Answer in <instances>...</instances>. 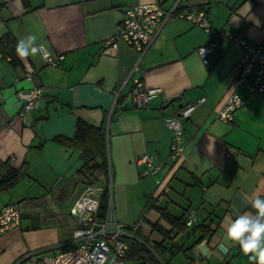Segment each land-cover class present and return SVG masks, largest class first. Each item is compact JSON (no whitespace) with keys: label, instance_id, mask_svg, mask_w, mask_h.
Wrapping results in <instances>:
<instances>
[{"label":"crops","instance_id":"1","mask_svg":"<svg viewBox=\"0 0 264 264\" xmlns=\"http://www.w3.org/2000/svg\"><path fill=\"white\" fill-rule=\"evenodd\" d=\"M151 3L164 11L174 7L175 15L203 12L215 35L173 16L142 58L123 43L111 48L109 40L124 10ZM225 31L249 47L259 45L264 40V0H0V38L9 34L17 42L34 34L50 58L58 60L51 65L41 54L25 61L16 56L17 64L12 65L10 57L0 56V180L9 168L25 171L10 189L0 191V209L17 203L21 211L19 227L0 235V264H14L36 252L37 234H60L69 218L75 220L69 211L88 188L77 181L81 151L52 139L71 138L77 119L105 127L118 205L128 199L140 200L144 209L150 204L146 213L155 215V223L146 216L141 220L158 234L153 227L161 221L157 209L172 217L189 212L195 216V226L182 233L185 244L166 246L164 241L160 252L172 257L175 245L188 254V264H250L238 246L225 254L222 245L225 218L233 207L249 211L244 196L264 197V94H250L242 87L238 94L244 105L229 122L216 118L233 92L232 67L243 53L222 39ZM212 41L217 47L204 66L196 49ZM26 72L31 73L30 80ZM135 79L162 91L142 109L134 108L127 96ZM33 87L41 88L42 96L19 119L22 101L17 93ZM171 98L178 99L167 105ZM201 99L183 122L184 158L171 164L172 134L163 120ZM143 154L164 164L148 183L140 181L135 165ZM130 217L131 212L122 208L117 222L129 227L134 220ZM74 225L71 236L77 220ZM165 225L167 229L160 226L169 232ZM199 225L209 227L210 235L197 242L200 234L192 231ZM132 235L130 244L136 241ZM173 237L174 232L165 240ZM125 264L140 263L125 258Z\"/></svg>","mask_w":264,"mask_h":264},{"label":"built area","instance_id":"2","mask_svg":"<svg viewBox=\"0 0 264 264\" xmlns=\"http://www.w3.org/2000/svg\"><path fill=\"white\" fill-rule=\"evenodd\" d=\"M173 16L188 20L206 34L215 35L203 12L196 15H175L174 7L164 11L157 3L140 4L124 10L122 20L111 36L109 45L116 49L119 43H123L134 50L139 58H142L153 44L164 23ZM222 39L226 43L238 45L243 51L240 59L232 67L233 92L216 113L218 120L229 122L234 111L245 103L238 94L239 89L244 87L250 94H264V40L255 47H249L239 36L227 31L222 33ZM216 47L217 43L212 41L196 49L204 66L209 65ZM42 58L51 65H56L58 61L51 59L49 55L47 58L42 55ZM25 78L30 80L31 73L26 72ZM161 93L160 88L146 87L140 80L135 79L127 96L134 108L142 109ZM41 96L42 89L38 87L18 92L17 97L22 101L18 118L23 119L25 113L35 107ZM201 101L202 99L195 104H187L180 108L174 116L163 120V125L172 134L168 157L171 164L184 158L183 122L190 117L196 105ZM135 165L140 169L142 178L156 175L164 166L163 162L156 163L151 154H143L136 158ZM110 186L109 170V194L104 212L99 208L102 187H88L75 200L69 214L78 221L79 226L73 230L68 244L49 255H43L39 251L28 252L14 264H125L130 240L133 239L132 234L139 228L142 220L131 227L119 224L115 220L110 202ZM99 212L101 216H97ZM20 221L21 211L17 203L2 207L0 209V235L19 227ZM195 224L196 218L193 213H186L185 226L191 228Z\"/></svg>","mask_w":264,"mask_h":264},{"label":"trees","instance_id":"3","mask_svg":"<svg viewBox=\"0 0 264 264\" xmlns=\"http://www.w3.org/2000/svg\"><path fill=\"white\" fill-rule=\"evenodd\" d=\"M16 43L17 42L15 39L9 34L0 38L1 59L10 57L9 63L12 65L17 64V55L15 52ZM104 133L105 127L103 124L99 127H94L81 119H77L73 136L71 138L55 136L52 139L53 142L64 145L65 147L73 146L80 149V160L82 161V165L77 170V181L84 187H89L94 184L101 185L102 193L100 195L99 208L102 210V212H104L106 209L109 194L107 142ZM24 175L25 171L21 169L15 170L9 168L0 180V191L10 189ZM248 210L253 211L250 207H248ZM157 212L159 219L170 226V231L167 232L159 224L153 225V227L164 239L162 242L154 245L156 250H160L162 248L163 242L168 238L170 233L174 232V237L172 239H175L176 236L186 232V214L183 213L178 217H172L165 209H157ZM137 231L138 230H135L134 234H136ZM195 231H198L200 234L197 242L210 235V228L203 227L202 225L196 226L192 232ZM173 246L176 249V253H178L181 249L180 246ZM126 259L137 261V263L140 264L157 263L146 246L143 243L137 241L131 242L130 249L126 254Z\"/></svg>","mask_w":264,"mask_h":264},{"label":"clouds","instance_id":"4","mask_svg":"<svg viewBox=\"0 0 264 264\" xmlns=\"http://www.w3.org/2000/svg\"><path fill=\"white\" fill-rule=\"evenodd\" d=\"M38 37L29 34L20 38L15 46V52L21 61L28 57L42 54L45 58L49 52L43 44L37 42ZM245 206L253 211L233 207L231 214L225 218L224 244L225 254L232 248H239L240 252L248 258L250 264H264V197L256 195L249 199L243 197Z\"/></svg>","mask_w":264,"mask_h":264},{"label":"rangeland","instance_id":"5","mask_svg":"<svg viewBox=\"0 0 264 264\" xmlns=\"http://www.w3.org/2000/svg\"><path fill=\"white\" fill-rule=\"evenodd\" d=\"M153 177H144L141 178L140 181L143 182H149L152 180ZM115 192L116 188H114L112 185L110 186V202L113 210V214L115 217V220H117V213L119 212L120 209L123 208V211L128 213L129 211L131 212V219H134L133 222H129L128 225L129 227L133 226L134 224L138 223L141 219H144L146 216V219L150 223H155V215L152 216L150 213L147 215V211L150 209V204L146 209H144V206L142 205L143 202L140 200H127L123 205H118L115 200ZM144 211V216H141V211ZM140 211V212H138ZM137 213V215H136ZM139 213V214H138ZM136 215V216H135ZM128 216V215H127ZM129 219V218H128ZM69 224L66 226H63L61 228L60 234H44L36 235V252H42L41 254L43 255H49L56 250L53 248L56 246H63L64 243H67V241L71 237V230L72 228L76 227L75 221L76 219H68ZM134 223V224H133ZM159 225L163 226L164 228H168L165 223L162 221H159ZM79 226V225H78ZM136 233V241L143 243L146 248L149 250L150 254L153 256V258L156 260V264H188V254H184L182 252L174 254L172 257L168 255V252H160L159 250H156L154 245L155 243H159L162 241V237L156 232V231H151L149 228V224H147L145 221L142 220L139 228L137 229ZM186 241L185 235L182 236L180 234L179 236H176L175 239H168L165 240L164 245H170L172 243H184ZM185 244V243H184ZM185 247V246H184ZM147 264H153V263H147Z\"/></svg>","mask_w":264,"mask_h":264},{"label":"water","instance_id":"6","mask_svg":"<svg viewBox=\"0 0 264 264\" xmlns=\"http://www.w3.org/2000/svg\"><path fill=\"white\" fill-rule=\"evenodd\" d=\"M177 99H178V98H171V99L168 101L167 105H169L170 103L176 101ZM97 216H101V212H99V213L97 214ZM199 249L202 251V250L204 249V244H201V246H200ZM202 253H203V254L205 253L204 250H203Z\"/></svg>","mask_w":264,"mask_h":264}]
</instances>
